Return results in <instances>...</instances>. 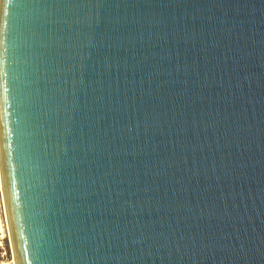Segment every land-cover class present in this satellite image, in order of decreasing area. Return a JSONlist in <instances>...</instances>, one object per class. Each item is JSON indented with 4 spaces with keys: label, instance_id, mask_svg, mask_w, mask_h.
Here are the masks:
<instances>
[{
    "label": "water",
    "instance_id": "1",
    "mask_svg": "<svg viewBox=\"0 0 264 264\" xmlns=\"http://www.w3.org/2000/svg\"><path fill=\"white\" fill-rule=\"evenodd\" d=\"M0 192L15 264H264V0H0Z\"/></svg>",
    "mask_w": 264,
    "mask_h": 264
},
{
    "label": "rangeland",
    "instance_id": "2",
    "mask_svg": "<svg viewBox=\"0 0 264 264\" xmlns=\"http://www.w3.org/2000/svg\"><path fill=\"white\" fill-rule=\"evenodd\" d=\"M0 264H15L0 192Z\"/></svg>",
    "mask_w": 264,
    "mask_h": 264
},
{
    "label": "bare ground",
    "instance_id": "3",
    "mask_svg": "<svg viewBox=\"0 0 264 264\" xmlns=\"http://www.w3.org/2000/svg\"><path fill=\"white\" fill-rule=\"evenodd\" d=\"M14 262H15V260H14Z\"/></svg>",
    "mask_w": 264,
    "mask_h": 264
}]
</instances>
